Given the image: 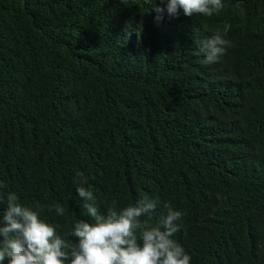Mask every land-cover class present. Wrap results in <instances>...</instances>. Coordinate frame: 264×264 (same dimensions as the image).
<instances>
[{
	"label": "trees",
	"instance_id": "16d2710c",
	"mask_svg": "<svg viewBox=\"0 0 264 264\" xmlns=\"http://www.w3.org/2000/svg\"><path fill=\"white\" fill-rule=\"evenodd\" d=\"M223 3L157 24L160 0H0V214L14 192L63 238L92 222L77 187L101 213L148 198L151 226L184 213L190 264H264V0Z\"/></svg>",
	"mask_w": 264,
	"mask_h": 264
},
{
	"label": "clouds",
	"instance_id": "9594fccd",
	"mask_svg": "<svg viewBox=\"0 0 264 264\" xmlns=\"http://www.w3.org/2000/svg\"><path fill=\"white\" fill-rule=\"evenodd\" d=\"M163 7L154 8V22L166 15L178 19L199 14L210 17L224 7L223 0H160ZM233 45L217 31L201 42L203 63H215ZM83 182H81L82 184ZM5 185L0 184V188ZM85 214L91 218L75 222L62 238L56 228L40 218V212L18 202L14 192L7 194L6 210L0 214V264H190L191 257L172 239L180 230L184 215L165 204L167 214L155 226L147 219L154 214L158 201L142 198L119 211L116 201L101 213L91 190L76 188ZM64 216L66 208L55 206ZM71 239L75 243L70 244ZM67 249V251H66Z\"/></svg>",
	"mask_w": 264,
	"mask_h": 264
}]
</instances>
